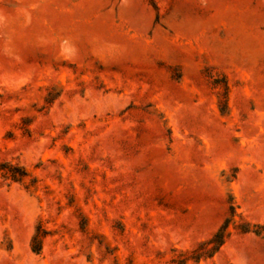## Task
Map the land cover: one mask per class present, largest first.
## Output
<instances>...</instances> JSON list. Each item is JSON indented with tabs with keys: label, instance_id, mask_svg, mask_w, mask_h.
<instances>
[{
	"label": "rangeland",
	"instance_id": "374dc122",
	"mask_svg": "<svg viewBox=\"0 0 264 264\" xmlns=\"http://www.w3.org/2000/svg\"><path fill=\"white\" fill-rule=\"evenodd\" d=\"M181 263L264 264V0H0V264Z\"/></svg>",
	"mask_w": 264,
	"mask_h": 264
},
{
	"label": "trees",
	"instance_id": "16d2710c",
	"mask_svg": "<svg viewBox=\"0 0 264 264\" xmlns=\"http://www.w3.org/2000/svg\"><path fill=\"white\" fill-rule=\"evenodd\" d=\"M21 171H18V173H11V178L15 181L21 180L25 176H27V173L24 169H20ZM229 227V221L226 222L209 240L203 242L200 244L199 249L195 250L193 259L197 262L201 259H210L212 258L218 251L221 249V247L227 242L230 233L228 231ZM251 231V225H248V229H246L244 232H250ZM36 242V239L34 240ZM33 250L35 252H39L40 249L37 247H33ZM182 264V263H181Z\"/></svg>",
	"mask_w": 264,
	"mask_h": 264
}]
</instances>
